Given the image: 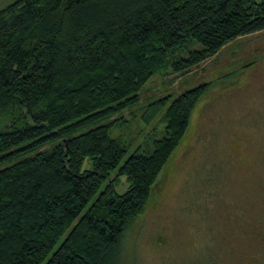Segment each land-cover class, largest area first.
<instances>
[{
    "label": "trees",
    "instance_id": "1",
    "mask_svg": "<svg viewBox=\"0 0 264 264\" xmlns=\"http://www.w3.org/2000/svg\"><path fill=\"white\" fill-rule=\"evenodd\" d=\"M259 31L264 0H15L0 10V264H107L209 83L171 101L152 152L127 157L111 137L121 113L167 65L185 72ZM193 42L201 47L169 61Z\"/></svg>",
    "mask_w": 264,
    "mask_h": 264
},
{
    "label": "rangeland",
    "instance_id": "2",
    "mask_svg": "<svg viewBox=\"0 0 264 264\" xmlns=\"http://www.w3.org/2000/svg\"><path fill=\"white\" fill-rule=\"evenodd\" d=\"M14 1L0 0V10ZM200 47L193 42L169 61ZM203 83L187 132L107 264H264V31L185 72L171 64L156 72L110 135L128 145L127 157L152 152L168 105ZM165 96L167 105L154 104ZM127 188L126 176L115 180L117 193Z\"/></svg>",
    "mask_w": 264,
    "mask_h": 264
}]
</instances>
